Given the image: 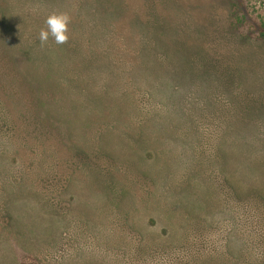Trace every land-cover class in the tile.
Masks as SVG:
<instances>
[{
	"label": "rangeland",
	"instance_id": "obj_1",
	"mask_svg": "<svg viewBox=\"0 0 264 264\" xmlns=\"http://www.w3.org/2000/svg\"><path fill=\"white\" fill-rule=\"evenodd\" d=\"M263 25L264 0H0V264H264Z\"/></svg>",
	"mask_w": 264,
	"mask_h": 264
},
{
	"label": "clouds",
	"instance_id": "obj_2",
	"mask_svg": "<svg viewBox=\"0 0 264 264\" xmlns=\"http://www.w3.org/2000/svg\"><path fill=\"white\" fill-rule=\"evenodd\" d=\"M70 23V17L67 13L59 12L48 15L45 20V28H41L38 34V38L43 46L49 40L57 45H62L68 40V25Z\"/></svg>",
	"mask_w": 264,
	"mask_h": 264
},
{
	"label": "trees",
	"instance_id": "obj_3",
	"mask_svg": "<svg viewBox=\"0 0 264 264\" xmlns=\"http://www.w3.org/2000/svg\"><path fill=\"white\" fill-rule=\"evenodd\" d=\"M259 32H260L261 39L264 40V25H263L262 28L259 30Z\"/></svg>",
	"mask_w": 264,
	"mask_h": 264
}]
</instances>
